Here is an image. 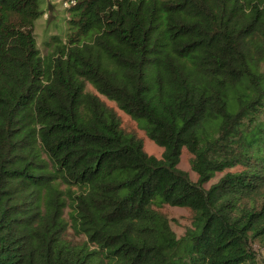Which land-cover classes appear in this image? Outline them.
Returning <instances> with one entry per match:
<instances>
[{
	"label": "trees",
	"instance_id": "trees-1",
	"mask_svg": "<svg viewBox=\"0 0 264 264\" xmlns=\"http://www.w3.org/2000/svg\"><path fill=\"white\" fill-rule=\"evenodd\" d=\"M43 3L0 0V264H257L264 0H69L46 54ZM165 205L194 227L177 238Z\"/></svg>",
	"mask_w": 264,
	"mask_h": 264
},
{
	"label": "rangeland",
	"instance_id": "rangeland-1",
	"mask_svg": "<svg viewBox=\"0 0 264 264\" xmlns=\"http://www.w3.org/2000/svg\"><path fill=\"white\" fill-rule=\"evenodd\" d=\"M43 8L45 12L35 23V36L38 46L42 54L50 52L54 47V44L58 42V38L65 41L67 34L69 32V27L65 18L68 17L67 8L69 6V0H43ZM53 36V37H52ZM54 36H58L55 37ZM59 43V42H58ZM87 90L95 92L90 84H87ZM101 99L104 100L109 106L115 108L121 119V126L127 132L135 133L139 138L142 139L144 150L157 158L162 156L163 147L157 145L153 140H151L146 132L144 123L142 120L134 119L124 111L119 109L115 102L108 99L107 97L100 95ZM194 155L188 151L187 148H183L180 157V162L178 167L189 173L193 180H197L198 175L192 169L191 162ZM240 169L239 166L225 168L224 170H217L213 176L209 177L207 181L204 182V186L209 187L215 183L221 176H223L228 171H236ZM64 187V186H63ZM67 207L65 209V216L68 218ZM162 211L167 215L168 221L170 223L172 231L175 233L177 238L182 237L186 232L194 227L195 218L194 213L187 207L181 206H170L165 205ZM71 231V229H70ZM72 232V231H71ZM75 235V234H74ZM76 239L83 238V235H75ZM253 248L257 253V264H264V241L263 239H255L252 242Z\"/></svg>",
	"mask_w": 264,
	"mask_h": 264
}]
</instances>
